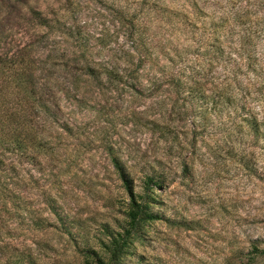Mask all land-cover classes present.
<instances>
[{"label":"rangeland","instance_id":"rangeland-1","mask_svg":"<svg viewBox=\"0 0 264 264\" xmlns=\"http://www.w3.org/2000/svg\"><path fill=\"white\" fill-rule=\"evenodd\" d=\"M195 2L0 0V64L23 59L44 67L49 55L56 57L52 64L64 69L50 70L59 81L53 93L61 100L58 117L67 125V130L50 131L52 153L41 159L26 188L31 206L49 218V228L33 232L17 223H0L11 231L0 238V247L30 252L40 264H85L80 227L88 230L89 247L97 253L99 239L105 238L102 225H125L129 198L111 163L114 156L134 185L155 163L164 176V188L155 192V209L163 220L148 224L143 240L132 247L130 264H239L254 242H264V146L254 144L245 131L228 138L234 131L218 110L210 120L197 118L190 124L191 118L178 120L174 108L181 103L172 108L177 101L173 93L154 87L136 97L125 88L94 83L76 70L112 64L113 56H122L132 45L157 46L143 67L146 85V72L157 61L165 65L161 53L172 56L179 40L175 22L156 11L148 15V3L192 16L199 28L202 20L234 7L257 24L250 51L262 68L255 80L264 84V0ZM156 120L166 127L165 136L154 131ZM49 190L57 195L61 214L77 222L70 236L64 232L71 223H58L43 211L42 194ZM9 254L7 249L0 254V264Z\"/></svg>","mask_w":264,"mask_h":264},{"label":"trees","instance_id":"trees-1","mask_svg":"<svg viewBox=\"0 0 264 264\" xmlns=\"http://www.w3.org/2000/svg\"><path fill=\"white\" fill-rule=\"evenodd\" d=\"M193 4H196L195 0ZM145 10L148 15L153 11L160 13L162 19L175 22L173 28H179L175 37L179 39L175 45L178 47L172 51V56L161 53L165 65L157 61V67H150L146 72V85L143 84V67L156 54L154 47L157 46L132 45L122 56H113L112 64L95 67L85 64L76 68L79 74L100 85L105 82L114 85L115 89L125 88L127 93L136 97L154 87L173 93L177 101L172 108L181 103L174 108L178 120L187 122L191 118L190 124H195L197 118L210 120L218 110L226 114L234 131H229L228 138L245 131L254 144L264 146V115L259 116L264 111V84L255 80L261 67L257 66L255 51H250L251 45L254 47L251 38L258 34L257 24L234 7L221 15L204 16L207 19L201 21V28L193 22L192 16L185 13L158 8L150 3ZM130 24H133L132 20ZM241 26L243 31H239ZM131 42L135 44L137 40ZM47 60L44 67L23 59L0 64V223H17L18 228L25 227L33 232L46 230L51 222L31 206L32 199L26 188L34 180L33 171L41 167V159L52 153L55 138L50 131L67 130V125L58 117L62 110L61 100H55L53 93L59 81L50 72L57 69L58 73L64 68L60 63L52 64L58 62L53 55ZM171 76L174 79H170ZM165 85L166 88H160ZM153 125L154 131L165 136L162 130L166 127L158 120ZM111 163L129 198L124 211L125 225L112 229L103 224L105 238L99 239L97 253L89 247L88 230L80 227L78 240L84 248L85 264H130L132 247L135 242L143 240L145 228L152 222L163 220L155 209V192L164 188V176L156 169L157 163L143 170L140 185H134L118 157H112ZM42 198L47 209L43 211H47L48 216H53L58 223H71L64 232L70 236V228H75L72 223L77 222L61 214L57 195L51 190L43 193ZM10 233L8 226L0 224V238L9 237ZM9 248V245L0 247L1 253L6 249L10 253L5 264H40L30 252L13 253ZM238 262L264 264V242H254L248 258H240Z\"/></svg>","mask_w":264,"mask_h":264}]
</instances>
